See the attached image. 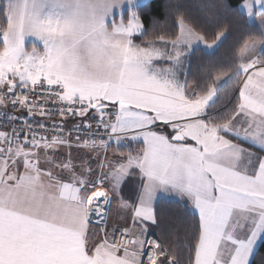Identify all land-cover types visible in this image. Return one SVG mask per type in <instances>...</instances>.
Here are the masks:
<instances>
[{
	"label": "snow or ice",
	"instance_id": "6c2138e0",
	"mask_svg": "<svg viewBox=\"0 0 264 264\" xmlns=\"http://www.w3.org/2000/svg\"><path fill=\"white\" fill-rule=\"evenodd\" d=\"M148 7L0 2V264H255L264 0L235 10L259 35L191 79L190 57L214 55L228 29L209 40L178 4L172 28L149 33ZM69 118L80 122L69 128ZM170 198L192 219L153 236Z\"/></svg>",
	"mask_w": 264,
	"mask_h": 264
},
{
	"label": "trees",
	"instance_id": "16d2710c",
	"mask_svg": "<svg viewBox=\"0 0 264 264\" xmlns=\"http://www.w3.org/2000/svg\"><path fill=\"white\" fill-rule=\"evenodd\" d=\"M2 2V0H0ZM242 0H149V7L141 9V18L149 33L154 25H164L172 28L174 13L178 4L193 21L199 30L206 33L209 40L221 28H227L228 34L214 50V55H208L203 48L197 49L190 57V79L207 73L212 65L227 66L232 60L238 47L245 38L258 32L246 23V16L235 10ZM137 43L141 38H137ZM163 222L159 227H153L152 233L161 238H168L174 231L188 224L192 216L190 205L176 199H168L161 205ZM255 264H264V245L261 246L255 258Z\"/></svg>",
	"mask_w": 264,
	"mask_h": 264
},
{
	"label": "built area",
	"instance_id": "2783aa9c",
	"mask_svg": "<svg viewBox=\"0 0 264 264\" xmlns=\"http://www.w3.org/2000/svg\"><path fill=\"white\" fill-rule=\"evenodd\" d=\"M21 114H23V113H21ZM55 119L57 120V121H59L60 120V118L59 117H55ZM29 122L31 123V120H29ZM80 121L79 120H73L72 118H69L68 120H67V125L69 126V128H70V126L72 125V124H75V123H79ZM47 123H49V124H51V121H48ZM0 126H2V127H0V130H7V128H8V124H7V121L6 120H4L2 117H0ZM14 126H19V122H16V124L14 125Z\"/></svg>",
	"mask_w": 264,
	"mask_h": 264
},
{
	"label": "crops",
	"instance_id": "0c3cea01",
	"mask_svg": "<svg viewBox=\"0 0 264 264\" xmlns=\"http://www.w3.org/2000/svg\"><path fill=\"white\" fill-rule=\"evenodd\" d=\"M73 154H74V155H78L77 153H73ZM131 191H132V185L130 184L129 186H127V187L125 188V195H126V196L130 195ZM152 235H153V233H152ZM153 236H155V235H153Z\"/></svg>",
	"mask_w": 264,
	"mask_h": 264
},
{
	"label": "rangeland",
	"instance_id": "374dc122",
	"mask_svg": "<svg viewBox=\"0 0 264 264\" xmlns=\"http://www.w3.org/2000/svg\"><path fill=\"white\" fill-rule=\"evenodd\" d=\"M202 48V47H201ZM210 52L211 51H214V50H209ZM133 147H135V145H133ZM170 199H175V198H170ZM115 213H116V208H115V206H114V208H113V216H114V218H115ZM154 235V234H153Z\"/></svg>",
	"mask_w": 264,
	"mask_h": 264
}]
</instances>
